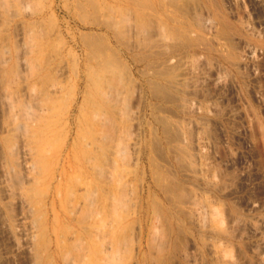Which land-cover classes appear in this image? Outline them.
Returning a JSON list of instances; mask_svg holds the SVG:
<instances>
[{
  "label": "rangeland",
  "instance_id": "rangeland-1",
  "mask_svg": "<svg viewBox=\"0 0 264 264\" xmlns=\"http://www.w3.org/2000/svg\"><path fill=\"white\" fill-rule=\"evenodd\" d=\"M24 212L40 264H264V0H0V264Z\"/></svg>",
  "mask_w": 264,
  "mask_h": 264
},
{
  "label": "bare ground",
  "instance_id": "bare-ground-1",
  "mask_svg": "<svg viewBox=\"0 0 264 264\" xmlns=\"http://www.w3.org/2000/svg\"><path fill=\"white\" fill-rule=\"evenodd\" d=\"M117 76V75H116ZM117 78V77H116ZM119 80V79H118ZM112 81V80H111ZM110 81V82H111ZM113 81H112V85H113ZM115 84V83H114ZM116 88H117V86H116ZM112 89V88H111ZM114 89V88H113ZM116 90V89H115ZM114 91V90H113ZM3 95V94H2ZM5 95V94H4ZM3 95V96H4ZM6 96V95H5ZM7 97V96H6ZM7 99V98H6ZM5 100V99H4ZM9 102V101H8ZM7 102V103H8ZM11 102V101H10ZM10 102H9V104H10ZM7 103H5V105L4 106H6V104ZM12 104V103H11ZM11 104L9 105V107H11ZM26 110V108H24L23 109V111H25ZM29 110V109H28ZM23 111L21 112V113H23ZM11 114H13V113H11ZM31 114V113H30ZM26 118H27V116H26ZM11 120V119H10ZM15 120L16 119H14V122H15ZM20 120V119H19ZM22 120V122L21 123H24L23 122V119H21ZM10 122H13L12 120L10 121ZM26 122V121H25ZM21 123H15L14 125H13V123H12V125H13V127L16 129V130H18L19 128H20V130L23 128V124H21ZM8 124H11V123H8ZM24 125H25V123H24ZM25 126H27V125H25ZM12 127V126H11ZM10 129V128H9ZM12 130H13V128H11ZM28 129V128H27ZM27 129H23L22 131H24L25 132V130H27ZM24 154H26V153H24ZM30 163V162H29ZM28 163V164H29ZM33 163V162H32ZM31 163V164H32ZM30 164V167L32 166ZM30 167H27V168H29V169H33V168H30ZM100 167V166H99ZM99 170V169H98ZM11 172V171H10ZM9 173V172H8ZM3 178H4V176H2ZM13 177H15V176H13ZM13 177H11L12 179H14ZM6 178V177H5ZM3 181H4V179H3ZM7 181V180H6ZM9 181V180H8ZM8 181L6 182V185H7V183H8ZM17 182V180L15 179L14 180V183H16ZM8 184H10V182L8 183ZM11 185H12V183H11ZM18 185V184H17ZM15 186V185H14ZM19 186V185H18ZM17 186V187H18ZM10 187L8 186V188H6L7 189V191H9L10 189H9ZM91 190V189H90ZM86 191V190H85ZM10 192H11V190H10ZM9 192V193H10ZM6 193V192H5ZM8 193V192H7ZM6 193V194H7ZM89 193V192H88ZM93 193V192H92ZM11 194V193H10ZM91 194V193H90ZM83 196V195H82ZM91 196V195H90ZM85 197V196H84ZM83 197V198H84ZM88 197V196H87ZM89 198V197H88ZM86 200H87V198H85ZM85 200V201H86ZM84 202V201H83ZM85 203V202H84ZM90 203V202H89ZM27 207V205H24V207ZM30 207H32V206H30ZM35 209V208H34ZM31 210H33V209H31ZM26 212V211H25ZM25 212L23 213V215H20L19 217H18V221L17 222H19L17 225H18V227L16 228V234H18L19 235V237H18V235L16 236V237H18L19 239H17V238H15L14 236H13V238H12V240H13V246H14V249L16 250V251H20V253L22 252L23 254H27V256H29V258H28V261L26 262V260H25V264H40V261H39V259H38V254L40 255V253H38V254H36L37 252H36V249H39V248H36V245H35V243H37L36 241H35V239H36V232H35V223H36V225L39 223H37V222H35V221H30L31 219H29L28 220V216H26L27 214H29V212L25 215ZM31 213H33L32 211H31ZM19 215V214H18ZM33 216V215H32ZM37 215H35L34 217H36ZM39 217V216H38ZM34 219V218H33ZM37 220H39V219H37ZM33 222H35V223H33ZM40 224V223H39ZM38 224V225H39ZM10 233V232H9ZM39 235H42V234H40V231H39ZM11 236V235H10ZM12 237V236H11ZM41 237V236H40ZM40 237H39V240H38V245L41 243L42 244V241L40 242V240L41 239H43L42 237H43V235H42V237H41V239H40ZM37 245V246H38ZM43 246V245H42ZM40 250V249H39ZM43 250V249H42ZM42 250H41V254H42ZM46 255V254H45ZM44 257V256H43ZM46 257V256H45ZM40 258V257H39ZM49 258V256H47V259ZM44 260V259H43ZM43 262V261H42ZM45 262H46V260H45ZM50 262V260L48 259V263ZM47 263V264H48ZM69 263V262H68ZM67 263V264H68ZM44 264V263H43Z\"/></svg>",
  "mask_w": 264,
  "mask_h": 264
}]
</instances>
